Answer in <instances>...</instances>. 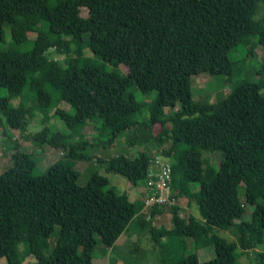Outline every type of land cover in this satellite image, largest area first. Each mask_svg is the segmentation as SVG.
Segmentation results:
<instances>
[{
	"label": "trees",
	"instance_id": "trees-1",
	"mask_svg": "<svg viewBox=\"0 0 264 264\" xmlns=\"http://www.w3.org/2000/svg\"><path fill=\"white\" fill-rule=\"evenodd\" d=\"M255 46L264 50V0H0V134L13 144L9 166L0 173V258L6 264L27 258L31 264H83L91 240L112 249L125 231L151 232L142 201L127 203L105 177L92 173L83 186L63 185L69 170L90 158L87 141L67 134L73 120L59 106L75 110L85 99H107L108 106L84 116L105 131L99 147L121 134L130 147L150 144L152 122L190 99V77L228 79ZM49 51L93 59L70 68L49 59ZM251 76L232 85L215 113L161 153L170 165L171 199L184 195L199 214L174 202L151 209L150 217L170 214V229L161 236L151 232L155 243L163 238L168 257L161 264H199L194 250L209 246L208 264H235L238 251L264 244L254 229L264 218L246 220L238 197L241 187L244 203L264 209V61ZM145 84L149 89L140 93ZM31 113L40 126L35 133L28 128ZM19 141L35 143L40 152L54 143L60 155L36 176L40 157L19 151ZM197 155L203 168L196 173ZM213 156L217 161L210 165ZM93 160L91 169L102 167L144 187L148 161L135 166L122 154ZM233 215L239 217L236 237L227 241L214 231ZM263 261L264 252L257 263Z\"/></svg>",
	"mask_w": 264,
	"mask_h": 264
},
{
	"label": "rangeland",
	"instance_id": "rangeland-1",
	"mask_svg": "<svg viewBox=\"0 0 264 264\" xmlns=\"http://www.w3.org/2000/svg\"><path fill=\"white\" fill-rule=\"evenodd\" d=\"M255 18H257L255 16ZM6 30L7 28L4 27ZM30 37H33V28H27ZM64 51V49H62ZM239 54H235L237 56ZM49 59L55 61H63L66 66L70 68L79 67L80 64L85 60H92L93 57L88 53H84L82 56H75L67 54L65 52L56 54L53 51L48 53ZM240 58V56L236 57ZM241 64H238L233 75L227 78H212L206 74H199L190 77V99L183 101L180 105H177L172 110L165 111V120L160 122L153 121L150 129L151 140L150 144H136L131 146L127 143V135L121 134L118 136L110 145L101 149L100 138L104 135L103 129L96 130L92 121L84 122V116L89 111L96 108H103L108 106V100L102 99L97 102H92L90 99H85L82 103V107L79 109H69L63 105L59 108H63L69 113L73 120L72 128L67 131V134L75 137L81 136L87 141L85 155L90 158V161L81 160L76 163L72 169L64 176L63 185L76 184L83 186L92 173H96L105 177L108 181V187L113 189L116 193H125L129 200L127 203L137 200L142 201L145 196V190L142 186L133 187L131 184L126 182L122 177L111 173L104 172L102 167L92 168L90 162H94V158L109 159L116 154L125 155L131 158L135 163V166L143 167L147 158L142 155L147 153L151 155L150 159L154 156L162 158V152H164L171 140L177 138H184L191 134L202 121L206 120L211 114L215 113L219 108L220 103L218 98L225 96L231 89V86L244 81H250L253 79L251 76L252 71L256 68L257 64L264 61V50L259 47H252L247 59L243 60ZM109 66H115L110 63ZM140 93H144L149 89V85L145 84L139 87ZM137 100H143L141 94L138 95ZM142 113V112H141ZM32 120L28 125L29 131L35 133L40 129V126L33 122L36 119V115L31 113L29 115ZM59 126L61 127V123ZM56 121L54 125H58ZM53 124V123H52ZM52 127V125H50ZM19 151L24 153H35L40 160L36 163L33 171L34 175H40L44 170L56 161L60 155L58 145L54 143H46L42 146L41 152L35 146L36 144L30 141H19ZM59 144V143H57ZM13 144L0 134V173L3 172L9 166V155L13 152ZM98 146V147H97ZM161 155V156H160ZM207 158V157H206ZM149 159V160H150ZM167 160V159H166ZM165 160V161H166ZM208 163L210 165L215 164L217 161L216 156L209 157ZM203 168L201 162H199L198 155L194 157L192 162V169L194 172H199V169ZM239 201L243 205V216L246 220H250L253 215L264 218V209L258 205H248L244 203L243 190L241 187L238 188ZM174 204L184 209L187 213L194 217H199L197 205L195 202L190 201L184 195L178 196L176 200H173ZM127 211L126 216L128 217L131 212V205H126ZM148 212L151 210L142 209L144 216L151 222V232L153 231L157 236H161L162 229H170V214L166 212L156 213L151 217H147ZM261 215V216H260ZM251 216V217H250ZM239 217L233 215L230 221L225 224L222 228L215 230L214 233L223 239L230 241L231 238L236 237V228L238 226ZM263 225L255 226V231L259 236L263 235L264 239V219L262 220ZM151 232L144 231L139 235L132 234L130 232H123L118 237L116 243L112 249H104L99 245H96L95 240L87 242L82 252V263L83 264H161V261L167 259V251L165 246L160 240L157 244L151 239ZM161 246L165 248V252ZM20 251V250H19ZM18 252V250H17ZM264 252V244L251 249L248 251H238V258L235 264H258V254ZM195 255L199 264H208L213 258L212 247H206L202 249L194 250ZM112 259V261H111ZM111 261V262H110ZM33 261L27 258L25 264H31ZM0 264H6L4 258H0ZM264 264V261L261 263Z\"/></svg>",
	"mask_w": 264,
	"mask_h": 264
},
{
	"label": "built area",
	"instance_id": "built-area-1",
	"mask_svg": "<svg viewBox=\"0 0 264 264\" xmlns=\"http://www.w3.org/2000/svg\"><path fill=\"white\" fill-rule=\"evenodd\" d=\"M161 156V155H160ZM166 160L165 157L161 156ZM154 156L148 160L145 167V196L142 199V209L151 210L172 204L170 197L171 170L168 160ZM147 217H150L148 212Z\"/></svg>",
	"mask_w": 264,
	"mask_h": 264
}]
</instances>
